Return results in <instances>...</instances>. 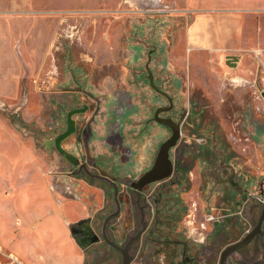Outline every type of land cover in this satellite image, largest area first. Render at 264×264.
Wrapping results in <instances>:
<instances>
[{
	"label": "rangeland",
	"instance_id": "rangeland-1",
	"mask_svg": "<svg viewBox=\"0 0 264 264\" xmlns=\"http://www.w3.org/2000/svg\"><path fill=\"white\" fill-rule=\"evenodd\" d=\"M201 1L0 0V35H8L10 31L15 33L11 20L16 21L19 35L12 49L23 64L25 75L14 96L0 94V264L10 263L8 254H13L23 264H76L73 246L78 251L75 254L81 257L80 264H93L95 254L111 257V260L103 259L99 264H120L117 255L106 252L102 244L81 250L71 232L77 224L74 221L88 216L91 210L85 202L78 200L73 190H67L69 181L75 179L69 174L72 167L54 144L63 129L54 124L60 119L65 123L62 117L65 110L76 106L72 101L77 96L75 91L64 89L66 83L62 84L72 79L73 69L116 76L132 64L129 55L133 44L144 41L147 46L154 44L158 49L165 45L172 72L182 80L184 91L190 89V97L209 96L202 87L206 81H200L206 77L211 80L212 88L217 84H232L225 90V101L216 104L212 102L214 99H203L205 104L190 107L196 112L203 109L206 115L215 118L221 129L225 126L222 137L232 149L240 143L235 139L239 134L238 123L251 107L247 103L254 96L257 103L264 104L261 95L264 83L260 81L259 72L252 79V74L250 77L246 75L247 67L236 69L221 60L217 79L212 74L202 73L206 59H202L198 67L189 65L187 28L195 13L204 9ZM259 17H264V12ZM24 28H27L26 34ZM17 43H21L30 54L27 59L30 67L26 68ZM101 53L109 54L112 61L101 63ZM8 54V61L12 64L11 51ZM146 60L147 49L144 48L142 66ZM195 75L201 78L192 85V76ZM11 86L8 79L0 78L1 88L7 90ZM90 92L96 93L97 89L91 87ZM79 97L81 102L94 104L92 98L83 94ZM210 179H204L202 195H197L196 201L188 197V193L183 194L190 206L197 202L203 209L210 196L215 197L212 200L215 204L219 188L213 187V182L207 186ZM192 184V192L197 193L199 185L195 181ZM212 190L215 194L211 193ZM73 205L79 206L77 213ZM80 210L83 215L78 217ZM105 211H99L94 220ZM246 211L245 217L256 223L260 206L249 204ZM203 219L202 215L198 223ZM187 220L185 216L184 222ZM95 222L101 224L100 220ZM45 224H53L54 234L60 235L56 243L38 234L40 229L44 231L40 226ZM248 248L253 250V243Z\"/></svg>",
	"mask_w": 264,
	"mask_h": 264
},
{
	"label": "flooded vegetation",
	"instance_id": "flooded-vegetation-1",
	"mask_svg": "<svg viewBox=\"0 0 264 264\" xmlns=\"http://www.w3.org/2000/svg\"><path fill=\"white\" fill-rule=\"evenodd\" d=\"M139 44L147 49V60L138 76L147 82L148 95L135 115L122 114L123 127H131L124 135L121 123L111 122V110L104 120L98 102L94 106L80 101L79 94L92 99L95 95L73 81L75 72L72 82L67 80L63 87L75 91L72 101L76 106L65 110V123L60 119L54 124L63 128L54 144L72 167L69 174L75 179L69 181L67 190H73L91 209L87 218L72 227L77 246L85 250L102 244L106 252L117 255L120 264L125 258L128 264H264V221L260 234L244 247L235 248L254 230L256 223L245 217L246 208L257 204L262 210L264 179L256 185L235 182L219 124L203 109L196 112L190 107L205 101L190 97V89L184 91L181 79V86L165 82L168 78L162 71H173L166 62L165 45L158 49L144 41ZM69 128L72 132L61 140L60 147L75 163L56 145ZM101 131L108 133L104 139L99 136ZM94 140L109 144L96 154ZM196 178L200 188L194 193L192 181ZM204 179L219 188L210 210L206 206L200 209L197 202L190 206L183 198L188 193L196 201L202 195ZM232 193L239 196L230 208L226 203L232 201ZM103 209L105 213L94 220ZM202 215L204 219L198 223ZM185 216L188 220L184 222ZM208 216L215 220L200 227ZM98 220L101 224L95 222ZM251 243L253 250L248 248ZM103 257L95 254L93 264L111 260Z\"/></svg>",
	"mask_w": 264,
	"mask_h": 264
},
{
	"label": "crops",
	"instance_id": "crops-1",
	"mask_svg": "<svg viewBox=\"0 0 264 264\" xmlns=\"http://www.w3.org/2000/svg\"><path fill=\"white\" fill-rule=\"evenodd\" d=\"M200 3L204 9L195 13L192 22L187 28L186 44L190 49L187 54V62L189 65L198 67L202 59H206L207 64L201 70L203 71L202 73L212 74L214 79H217L218 71L220 70L218 66L219 60L222 63H226L228 56H236L238 58L236 69H244L247 67L245 69L246 75L250 77L252 74V79L259 72L260 81L264 83V17H259L260 13L264 12V0H202ZM11 21L15 33L10 31L8 35H3L5 37L2 34L0 35V78L8 79L10 84H12L7 90L0 87V94L4 96H14L17 93L21 80L23 81L25 78V75H23V64L17 60L12 49L14 41L16 42L19 34L16 32V21ZM24 29V34H26L27 28ZM139 43L130 46L131 52L129 57L132 64L128 65V69L124 71L120 70V74L116 76L113 74L105 76L98 75L97 71L87 73L82 70H72V73L74 74L75 72L77 75L73 77V81H77V83L83 85L82 88L87 90V93L91 87L97 89L96 93H90L95 95V98L92 99L93 103L95 101L96 103L98 102L100 109L99 115H102L104 120H106L107 116L105 114L111 110V122L121 123L120 129L122 130V135L128 129H131L129 125L123 127L122 123L125 118L122 117V114L126 112L127 115H135L138 110L142 109V102L145 101L148 95L145 94L148 91L147 82L138 76L142 72L141 61L144 52V47ZM17 47L26 68L30 67L29 60H27L30 54H28L27 49L21 47V43H17ZM140 50L142 51L140 52ZM8 51H11L12 64L8 61ZM110 59L112 61L113 58H110L109 54H100L101 63L109 61ZM166 62L169 63V60L167 59ZM162 73V76H167L168 78L165 82L181 86V80L177 74L169 71L167 68ZM189 74L192 75L190 71ZM197 75L195 77L192 76V85L193 81H198L197 78H201ZM149 76L150 78L153 77V75ZM68 81L72 82L70 80ZM68 81H63L62 84ZM200 81H206L202 84V87L206 88L209 95L201 99H214L212 102L216 104L225 101V90L228 89V85H232L230 83H224L223 86L217 84L215 88H212L209 84L211 81L209 77ZM65 85L63 84V86ZM253 98V100L247 103L251 104V107L244 112L241 121L238 123L239 134L235 139L237 142L240 141V143L233 149L225 144L224 150L225 156L228 155L226 161L231 160V164L228 167L234 169V180L241 186L246 183L256 185L261 179H264V104L257 103L255 96ZM93 105L95 106V103ZM95 128L101 129L99 126ZM224 129L226 130L225 126L221 129L223 133L225 131ZM107 135V132L101 131L99 136L104 139ZM243 139L245 141H242ZM107 144L109 143L94 140L92 146L94 147L95 153L99 154L106 149ZM197 172V170L196 172L193 171L195 176ZM194 181L195 184L198 183L197 178ZM211 183V181H208L207 186L211 185ZM237 195L239 196V194ZM238 196L235 197V194L232 193V201L226 203V206L232 208L235 204L234 198H238ZM214 198L212 197L208 201L206 205L209 208L208 210L212 209L214 205L212 200ZM61 205L64 206L65 204L62 203ZM73 208L76 212V208H79V206L73 205ZM61 214H63V210ZM81 215H83L82 211L77 216L79 217ZM53 218H56L55 215ZM85 218L87 216L74 222L76 223ZM67 222L74 223L69 220ZM40 227L44 229V231L40 229V233L38 232L42 238L51 239L55 243L58 241V236L60 235L57 233L54 234L53 224H45ZM73 248L75 249L74 256L76 257L73 258L76 259V264L82 263L79 254H75L78 251L74 246Z\"/></svg>",
	"mask_w": 264,
	"mask_h": 264
},
{
	"label": "water",
	"instance_id": "water-1",
	"mask_svg": "<svg viewBox=\"0 0 264 264\" xmlns=\"http://www.w3.org/2000/svg\"><path fill=\"white\" fill-rule=\"evenodd\" d=\"M237 61L238 58L236 56H228L227 57V62L226 64L230 67H236L237 66ZM153 86V85H152ZM92 95V94H90ZM262 97L264 98V92L261 93ZM99 109V106H98ZM72 132V130H69L67 132H65L64 134H62L61 136H59V138L56 141V145L58 147V149L60 150V152L70 161L75 163V159L73 158V156H71L70 154L64 152L61 147H60V142L61 140H63L65 137H67L70 133ZM264 221V206L259 214L258 220L256 222V225L254 227V230L248 235L246 236V238L244 240H242L241 242H239L235 248L240 249L242 247H244L248 242H250L256 235L261 233V227H262V223ZM122 252V250H120ZM128 260L125 258L124 259V264H128Z\"/></svg>",
	"mask_w": 264,
	"mask_h": 264
},
{
	"label": "built area",
	"instance_id": "built-area-1",
	"mask_svg": "<svg viewBox=\"0 0 264 264\" xmlns=\"http://www.w3.org/2000/svg\"><path fill=\"white\" fill-rule=\"evenodd\" d=\"M157 4V3H156ZM263 200V199H262ZM215 220L214 216H208L206 218V220L204 222H202V224L200 225V227H204L206 226L208 223L213 222ZM2 251V248L0 246V252ZM10 260L9 264H23V262L21 260H19L16 256H14L13 254H8L7 256Z\"/></svg>",
	"mask_w": 264,
	"mask_h": 264
}]
</instances>
